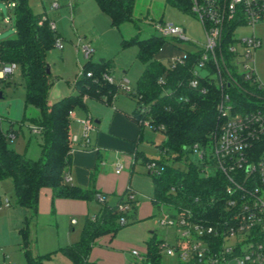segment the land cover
<instances>
[{
  "label": "trees",
  "instance_id": "1",
  "mask_svg": "<svg viewBox=\"0 0 264 264\" xmlns=\"http://www.w3.org/2000/svg\"><path fill=\"white\" fill-rule=\"evenodd\" d=\"M3 1L8 4L14 2L15 37L0 42L1 66H17L24 81L25 103L38 110L37 116L28 120L34 128L40 129L38 135L41 139V156L39 159H32L17 152L9 141L10 134L16 137L17 131L11 124L4 132L0 120V181L11 179L16 205L28 209L34 215L38 212L42 188L52 189L55 199L98 201L93 184L89 188H81L65 182L66 168L71 163V154L75 149L71 142L69 112L86 108L84 97L98 101L106 99L109 105L112 103L116 92L115 84L104 79V75H110V66L105 59L98 62L87 61L75 81V94L50 103L49 92L54 81L52 74L47 73L49 66L46 58L59 39V34L56 28L52 29V21L48 16L32 10L29 0ZM95 1L100 10L110 18L113 26L120 27L125 22L134 21L136 0ZM164 1L185 14L197 16L193 11V0ZM133 44L139 48L137 58L147 66L136 87H130L127 91L128 96L135 101L132 118L141 128L145 121H150L155 130L160 125L164 126L161 132L165 140L157 145L162 158L156 161L165 168L159 176L152 175V204L157 211L162 209L161 205L173 209L190 208L198 220L212 219L217 214L218 204H211V201L223 195L225 178L217 170L209 177L204 176L202 172L205 165L198 160H189L188 157L195 145L210 148L211 134L220 123L216 108L220 98L219 89L215 84H210L208 91L203 94L199 89L189 86L191 75L187 67L171 68L169 59L167 64L159 60L156 54L167 44L166 37L152 35L141 39L135 36L123 41V46ZM193 55L195 59L197 54ZM5 83H11L9 76L0 78V93ZM246 88L259 94L257 90ZM229 92L234 100L245 104L248 110L253 105L250 100H256L253 94L241 93L237 88H230ZM138 156L137 153L135 159ZM143 161L146 164L149 159ZM131 193L132 189L129 187L119 197L116 205H110L105 200L100 203L97 214L85 217L79 241L59 250L71 264H96L91 263L89 257L97 239L109 234L115 236L117 230L123 227L120 224L123 216L127 220L124 226L138 221L139 203L136 199L129 200ZM125 203L129 205V210L124 213L120 211L119 205ZM20 234L24 248L27 249V224L20 229ZM161 248L159 242H150L141 264H161ZM25 256L28 264H44V257L50 255L34 257L26 250Z\"/></svg>",
  "mask_w": 264,
  "mask_h": 264
},
{
  "label": "rangeland",
  "instance_id": "2",
  "mask_svg": "<svg viewBox=\"0 0 264 264\" xmlns=\"http://www.w3.org/2000/svg\"><path fill=\"white\" fill-rule=\"evenodd\" d=\"M53 3L58 4L57 9H52ZM29 5L35 13L44 14L50 18L62 44L61 48L54 46L46 58L54 81L49 92V100H58L60 97L75 94V81L87 61L98 62L100 59H105L110 66L109 73L114 78L116 89L112 103L109 105L106 99L103 101L89 99L85 103L86 108L74 110L75 117L72 123L76 133L78 132L77 122L88 118L89 114L93 125L102 130L104 127H110L112 108L128 114L133 111L135 101L128 96L126 88L136 87L147 65L137 58L138 46L135 44L123 46L124 40H130L135 36L141 39L152 35L160 36L155 25L161 24L181 27L185 38L198 47H202L206 42L204 28L198 17L185 14L167 5L164 0H136L133 11L134 21L125 22L120 27L112 25L110 18L100 10L95 0H29ZM13 12L14 2L8 4L0 0V42L15 37ZM255 33L263 42L262 48L257 53V71L264 84V22L255 26ZM238 35H252V27L240 28ZM166 41L164 48L156 54V57L166 64L169 56L188 48L189 44L177 41L173 36H167ZM84 48H87L89 55L83 51ZM9 80L11 83L3 84L1 91L4 94L0 98L1 128L6 132L13 124L17 136L14 140L9 139L10 145L29 158L39 159L41 139L33 132L34 126L28 120L37 116L38 110L25 103L24 81L19 69L9 75ZM250 102L258 106L264 104V101L250 100ZM98 121L103 124H98ZM137 126L143 138L140 144L133 141L136 147L134 146L131 152H135L137 148L136 152L139 156L134 163V168L132 169L131 165L124 167L123 173L126 174L128 188L132 189L133 196L139 203L138 221L119 228L112 241L107 244L109 253L103 256L106 257L105 261L112 260L110 264H141L139 257L133 256L132 253L137 252L140 256H145L149 243L156 241L163 246L161 264H183L179 256H169L164 253V246L176 244L178 228L176 225L162 222L169 220V216L176 215L177 212L168 206H163L159 211L151 208L154 179L143 161L162 158L157 145L164 142L165 136L160 130H154L148 126L141 128L139 124ZM108 128L104 129L105 133ZM96 134L95 130L91 134V139L95 138ZM80 135L79 131L73 137ZM120 151L125 152L122 149ZM171 155L170 152L169 156ZM188 159L197 160V154L190 152ZM0 198L4 202L10 201L9 209L17 207L26 211L24 218H19L17 221L12 218L7 222L0 218V264H28L26 250L34 257L50 255L47 258L44 257V264H71L59 250L69 239L75 240L76 234H80L84 217L79 225L75 226V231H71L66 226V217L60 216L59 227L57 226L52 208L50 213H42L39 205L37 215L32 214L26 208L16 205L11 179L0 181ZM90 203L93 205L92 215L97 214L100 203L95 199ZM25 224L29 228L27 249L24 248V241L19 234L20 228ZM79 238L80 235L76 242Z\"/></svg>",
  "mask_w": 264,
  "mask_h": 264
},
{
  "label": "built area",
  "instance_id": "3",
  "mask_svg": "<svg viewBox=\"0 0 264 264\" xmlns=\"http://www.w3.org/2000/svg\"><path fill=\"white\" fill-rule=\"evenodd\" d=\"M193 2V11L205 32L206 42L202 47L187 40L181 27L159 24L155 29L161 37L173 36L177 41L189 43L188 48L169 56L168 64L171 68L183 66L189 69L191 88L199 89L203 94L210 84L219 89L216 108L220 123L211 134L210 148L195 145L192 151L197 154L198 162L205 165L204 176L209 177L214 170L220 171L226 184L223 195L211 201V204H218L217 214L212 219L198 220L190 208H179L175 209L176 215L162 222L178 228L176 244L164 246V253L179 256L183 264H264V104H253L248 110L229 92L230 88H237L241 93L253 94L255 101H264V84L257 71V53L263 42L255 33V26L264 22V0ZM57 8L58 4L53 3L52 9ZM246 26L252 27V35H238V30ZM51 27L55 29L53 22ZM55 46L62 47L59 39ZM83 51L89 55L87 48ZM193 54H197L195 59ZM16 69L15 64L2 65L0 78L5 79ZM104 79L114 83L109 74L104 75ZM74 117L72 110L69 118ZM79 124L81 139L71 136V142L73 146L78 142L83 149H89L91 134L96 127L91 117L79 120ZM144 126L154 129L150 121H145ZM157 129L162 131L164 126ZM32 130L40 133L38 128ZM10 138L14 140L15 135L10 134ZM145 166L149 174L155 176L165 168L156 160H149ZM122 169L123 165H118L116 172L120 173ZM65 182H71L68 174ZM128 198L135 199L133 193ZM97 199L99 203L106 200L100 193ZM4 206H9V200L0 203V210ZM119 209L125 213L129 205L121 204ZM72 223L75 224L76 220ZM126 223V218L121 217L120 224L124 226ZM132 255L139 257L140 262L144 261V256L137 252Z\"/></svg>",
  "mask_w": 264,
  "mask_h": 264
},
{
  "label": "crops",
  "instance_id": "4",
  "mask_svg": "<svg viewBox=\"0 0 264 264\" xmlns=\"http://www.w3.org/2000/svg\"><path fill=\"white\" fill-rule=\"evenodd\" d=\"M61 98L62 97L59 99ZM49 101L50 103H53L57 100ZM84 101L87 103L89 98L86 97ZM111 110L113 114L111 116L110 127H104L102 130H100L101 128L96 127L97 134L95 135V138L93 137L91 139V145L89 149H83L80 147V145H77L78 142L74 145L75 149L71 154V163L66 168V174L71 177V185L81 188H89L93 184L97 194L100 193L104 195L108 204L116 205L118 203L119 197L128 189V185L126 184V174L125 172L123 173L125 170L124 167L131 165V168L133 169L134 163L136 161L135 157L138 153L136 152L137 148L135 149V152H131L132 148L134 146L136 147L133 141H136V144H140V141L143 137L140 136V128L137 126L138 123H136L132 118L133 111L131 114H128L121 113L116 108H112ZM90 116L91 115L89 114V117ZM72 122L73 119H71L70 122V133L71 136H74V134L77 135L79 131L81 132L82 130L80 124L77 122L76 127L78 132L76 133ZM97 123L99 124L101 121H98ZM106 128H108V131L110 130L109 133L108 131L107 133L104 132V129ZM77 137L79 140L81 139V135ZM120 149L124 150L125 152H121ZM118 165H123V169L120 173L116 172ZM1 202L3 203L4 201L1 200ZM90 204V202L85 200L67 198L55 199L53 197L52 189L50 188L41 189L38 201V207L39 205L41 206L40 210L42 213H50L51 208L53 209V218L54 221H56L58 227L60 216L66 217V226L71 231H75V226L79 225L83 217L85 220L87 215H92L93 205ZM10 206L11 203L9 201V206H4L0 210V218L5 219L7 222L12 218L16 219L14 221L19 220V218H24L26 211H22L17 207L9 209ZM151 208L156 210L152 204V201ZM74 220H76L75 224L72 223ZM80 234H76L75 240L69 239L65 246L73 244L74 241L76 243V240ZM113 238L114 236L109 234L97 239L96 245L93 247L90 253L89 261L91 263H112V260L105 261L106 257L103 255H107L109 253L107 244L110 243Z\"/></svg>",
  "mask_w": 264,
  "mask_h": 264
},
{
  "label": "water",
  "instance_id": "5",
  "mask_svg": "<svg viewBox=\"0 0 264 264\" xmlns=\"http://www.w3.org/2000/svg\"><path fill=\"white\" fill-rule=\"evenodd\" d=\"M47 73H50V68L47 69ZM2 97V93H0V98Z\"/></svg>",
  "mask_w": 264,
  "mask_h": 264
}]
</instances>
